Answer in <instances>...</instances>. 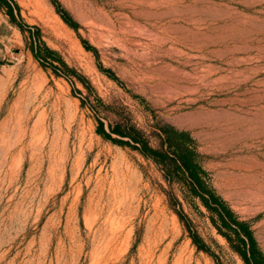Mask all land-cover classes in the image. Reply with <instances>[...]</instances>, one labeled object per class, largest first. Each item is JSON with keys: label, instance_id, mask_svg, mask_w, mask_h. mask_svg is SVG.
I'll list each match as a JSON object with an SVG mask.
<instances>
[{"label": "rangeland", "instance_id": "rangeland-1", "mask_svg": "<svg viewBox=\"0 0 264 264\" xmlns=\"http://www.w3.org/2000/svg\"><path fill=\"white\" fill-rule=\"evenodd\" d=\"M15 1L89 86L44 67L0 7V264H244L153 160L97 133L98 117L188 131L264 251V0Z\"/></svg>", "mask_w": 264, "mask_h": 264}, {"label": "trees", "instance_id": "trees-1", "mask_svg": "<svg viewBox=\"0 0 264 264\" xmlns=\"http://www.w3.org/2000/svg\"><path fill=\"white\" fill-rule=\"evenodd\" d=\"M57 11L70 26L76 25L69 13L56 3ZM0 7L10 16L12 22L22 30L30 32V48L35 58L44 66L50 64L56 74L76 76L85 86H89L86 78L76 69L69 66L59 52L49 47L42 39L38 26H32L23 21L21 7L15 0H0ZM88 50L96 49L82 40ZM65 70L62 73L60 69ZM102 68V67H101ZM104 71L113 79L118 77L110 69ZM97 133L114 143L128 146L140 152L144 157L153 160L163 172L170 184H178L184 198L194 204L196 201L208 212V216L217 231L227 240L230 247L241 257L244 264H264V251L259 245L250 220L240 217L230 204L217 192L210 182L208 171L204 168L201 154L198 152L195 140L186 130H180L170 124H158L151 134H147L129 119H120L108 124L98 117ZM152 138L156 143L152 142ZM178 214L184 221L193 242L198 248L210 252L205 241L194 229L192 221L181 208V200L175 196Z\"/></svg>", "mask_w": 264, "mask_h": 264}, {"label": "bare ground", "instance_id": "bare-ground-1", "mask_svg": "<svg viewBox=\"0 0 264 264\" xmlns=\"http://www.w3.org/2000/svg\"><path fill=\"white\" fill-rule=\"evenodd\" d=\"M54 126V125H53ZM124 166V165H123ZM128 166V165H127ZM116 167V166H115ZM114 169V168H113ZM127 171H129L128 170V168H127ZM128 174V172H126V170L122 167V166H120V167H116L115 169H114V177H116V178H119V177H123V178H125V176ZM115 181V180H114ZM139 182V181H138ZM113 185H114V183H113ZM112 185V186H113ZM127 190V189H126ZM115 194V193H114ZM117 194V193H116ZM125 197V196H124ZM188 258V257H187ZM177 261H178V264H189V261H188V259H183L182 257H179L178 259H177Z\"/></svg>", "mask_w": 264, "mask_h": 264}]
</instances>
